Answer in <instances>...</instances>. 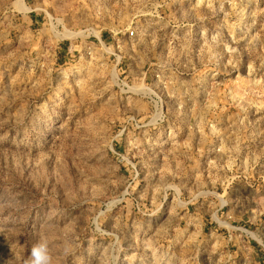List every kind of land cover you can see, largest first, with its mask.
Returning <instances> with one entry per match:
<instances>
[{
    "label": "rangeland",
    "instance_id": "rangeland-1",
    "mask_svg": "<svg viewBox=\"0 0 264 264\" xmlns=\"http://www.w3.org/2000/svg\"><path fill=\"white\" fill-rule=\"evenodd\" d=\"M41 238L264 264V0H0V264Z\"/></svg>",
    "mask_w": 264,
    "mask_h": 264
},
{
    "label": "clouds",
    "instance_id": "clouds-1",
    "mask_svg": "<svg viewBox=\"0 0 264 264\" xmlns=\"http://www.w3.org/2000/svg\"><path fill=\"white\" fill-rule=\"evenodd\" d=\"M52 259L48 241L41 238L33 244L26 264H52Z\"/></svg>",
    "mask_w": 264,
    "mask_h": 264
},
{
    "label": "built area",
    "instance_id": "built-area-1",
    "mask_svg": "<svg viewBox=\"0 0 264 264\" xmlns=\"http://www.w3.org/2000/svg\"><path fill=\"white\" fill-rule=\"evenodd\" d=\"M134 33H135L134 30H131V31H130V34H131V35H134Z\"/></svg>",
    "mask_w": 264,
    "mask_h": 264
}]
</instances>
